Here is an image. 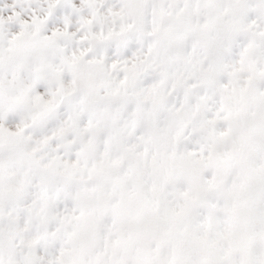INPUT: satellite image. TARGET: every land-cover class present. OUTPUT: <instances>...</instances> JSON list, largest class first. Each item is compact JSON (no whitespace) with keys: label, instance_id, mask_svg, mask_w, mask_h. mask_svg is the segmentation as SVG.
Here are the masks:
<instances>
[{"label":"snow or ice","instance_id":"1","mask_svg":"<svg viewBox=\"0 0 264 264\" xmlns=\"http://www.w3.org/2000/svg\"><path fill=\"white\" fill-rule=\"evenodd\" d=\"M0 264H264V0H0Z\"/></svg>","mask_w":264,"mask_h":264}]
</instances>
